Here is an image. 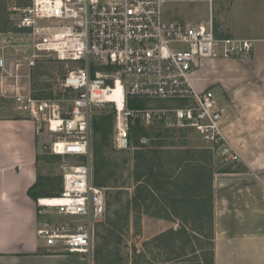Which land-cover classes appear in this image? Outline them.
I'll use <instances>...</instances> for the list:
<instances>
[{
	"label": "built area",
	"instance_id": "2783aa9c",
	"mask_svg": "<svg viewBox=\"0 0 264 264\" xmlns=\"http://www.w3.org/2000/svg\"><path fill=\"white\" fill-rule=\"evenodd\" d=\"M208 4L205 24H190L164 15L168 3ZM214 0H31L19 9L16 32H3V45L25 53L28 66L37 58L54 56L73 62L61 85L78 90L65 111L59 99H36L21 92L20 63L12 64L0 50V88L15 94L16 109L45 122L54 134L50 151L73 157L62 175L57 197L36 199L38 213L68 217L42 219L36 235L56 249L84 255L94 264L96 228L106 213L105 188L94 184L91 154L92 107L114 108L113 146L130 149L131 125L189 129L213 153L232 162L240 156L224 129L227 107L213 89L196 85L202 61L216 57H249L254 39L215 35ZM26 37V38H25ZM25 38V39H24ZM264 40V39H263ZM110 66L113 69L105 67ZM7 79L11 82L5 83ZM120 84L121 103L107 97ZM127 98L145 100L127 107ZM176 100L175 107H155L149 101ZM39 133V130H37ZM43 198H49L45 203ZM60 198V199H58Z\"/></svg>",
	"mask_w": 264,
	"mask_h": 264
},
{
	"label": "rangeland",
	"instance_id": "374dc122",
	"mask_svg": "<svg viewBox=\"0 0 264 264\" xmlns=\"http://www.w3.org/2000/svg\"><path fill=\"white\" fill-rule=\"evenodd\" d=\"M30 2L31 0H0V26L6 23L4 30L0 31V46L3 45V32L17 31L16 21L19 12L13 10V8H22ZM163 12L168 18L178 19L190 24H205L209 17L208 4L205 2L168 3L163 6ZM212 19L217 37L260 38L263 35H258L257 28L264 27V0H214ZM0 50L3 51L12 64L20 63L18 73L21 75L19 85L22 93L29 94L36 99H59L63 111L71 106V100L76 96L78 90L65 88L61 85V82L76 63L58 61L51 55L37 58L32 66H28L25 59L27 52L19 53L14 48L6 46L0 47ZM252 56V58L250 56L246 58H224L221 56L207 59L202 61L201 66L195 72V76L201 77V86L213 89L221 103L226 104V100H230L231 89L236 92L242 107L238 112L239 119L237 120L240 124L238 132L231 125L226 134H228L229 142L237 150L240 161L232 162L219 153L214 154L189 129H179L164 124L169 129L165 130L163 129L164 126L160 128L157 125L158 121L153 123L154 131H159L160 136L152 137L161 138L148 139L146 142L162 141L163 146L160 149L174 152L173 154L160 153L159 155L162 163L159 171L164 176L170 175L171 180L169 179V181H176V185L167 187L172 192V196L179 190L176 186L181 185L183 188L189 189V187L197 184L191 167H183L181 172L176 169L177 159L181 158H186L190 162L196 160L204 162L212 174L214 172L243 170L251 167L250 169L255 171L264 181V79L254 76L258 65H263L262 69L264 71V41L254 42ZM9 82H11L10 79H7L5 83L8 85ZM197 83H199V79H197ZM0 103L16 106L15 94L8 87L6 90L0 88ZM179 104L176 100L148 102V105L155 107H175ZM111 107H113L111 104L106 103L93 106L92 115L107 113ZM20 116L34 119L28 112H22ZM37 130H39L35 137L39 150L37 173L50 179V182H41V189L43 191L53 190L62 182V175L65 169L73 164L74 158L69 156L50 158L52 155L50 144L54 134L47 130L43 121L37 122ZM154 131L153 133H155ZM244 135L248 137H241ZM105 155L116 163V165L108 164L105 168L106 170L109 168L108 171H114V175L108 179V184L121 186L122 192L118 196V201L114 202L109 210L106 209L103 220L97 225L93 255L94 264H161L169 255L175 256L174 253H170L169 247L165 250L162 245L156 247L153 242L144 244L145 241L141 235L142 220L144 218L148 219L151 215L166 216L172 214L177 218H182L183 221H187L188 228L204 235L200 240L193 239L192 244H201L203 247L202 253H208L209 245L206 235L209 233V226L205 218L203 217L201 221L200 215L192 207L180 206L164 191L161 192L159 197H156V200L147 201L146 206H142L140 210L130 206L127 213L125 208L126 199L130 198L134 192L132 186V149L119 150L113 146V129L112 145L106 148ZM157 160L156 157L153 162L158 163ZM174 171L177 174H174ZM178 174L179 177H176ZM205 177L208 178L209 176L205 175ZM111 189L115 191V188ZM198 193H202V190L200 189ZM170 204L177 205L175 210L169 208L170 211H164L165 208L171 206ZM39 218L40 220L51 218V220L58 221L70 219L68 217L41 214ZM59 246L60 244H56L51 247L55 249ZM189 248L190 246L187 245L188 256L186 259L189 262L185 264L199 263L204 256L200 252L198 254L190 253ZM68 254L74 258L81 257L87 264L85 258H83L84 255Z\"/></svg>",
	"mask_w": 264,
	"mask_h": 264
},
{
	"label": "crops",
	"instance_id": "0c3cea01",
	"mask_svg": "<svg viewBox=\"0 0 264 264\" xmlns=\"http://www.w3.org/2000/svg\"><path fill=\"white\" fill-rule=\"evenodd\" d=\"M257 30L263 36L249 39L264 41V27ZM262 67L257 66L255 77L264 79ZM195 77L197 87L203 88L201 77ZM230 91L224 103L226 133L231 125L238 132L242 109L236 92ZM21 113L0 103V264H86L36 235L40 214L27 191L36 181L37 122ZM250 168L212 174L213 264H264V181ZM179 228L180 220L173 215H151L142 220L141 235L148 241ZM197 264H203L201 259Z\"/></svg>",
	"mask_w": 264,
	"mask_h": 264
},
{
	"label": "trees",
	"instance_id": "16d2710c",
	"mask_svg": "<svg viewBox=\"0 0 264 264\" xmlns=\"http://www.w3.org/2000/svg\"><path fill=\"white\" fill-rule=\"evenodd\" d=\"M0 26V31L4 30V26ZM107 69H113V67L107 66ZM147 103L145 100H139L134 98H127V107L136 108L144 106ZM109 104V103H108ZM114 108L111 107L107 113L93 114L91 117V154H92V169H93V182L94 184L105 188V198H106V209H110L114 202H117L118 196L122 192V187L119 185H109L108 179L114 175V171L106 170L108 164L116 165L114 160L109 159L105 155L106 148H109L112 145V129H113V119H114ZM165 123L160 120L157 122V125L163 127L165 130H169ZM154 124L150 126H144L138 122H135L131 125L129 129L130 133V149H132V160H133V194L130 198L126 199V211L127 213L132 208L141 209L142 206H146L147 201L156 200V197L161 195V192H166L168 196L172 197L174 202L179 203L180 206H189L192 207L199 215L202 221L204 217L209 226V233L206 235L208 240V253H202L203 247L201 244L196 245L204 257L201 258L203 264H213V208H212V172L206 167L204 162L188 161V159H177L176 169L181 172L183 167H191V170L195 174V180L197 184L189 189L183 188V186H176L179 188L176 194L172 196V192L167 189L170 185H176V181H169L171 178L169 176H164L161 171L162 163L159 159L160 153H169L173 154L171 150H162L160 149L162 141H150L147 143L148 139H159L161 137H152L160 136V132L154 131ZM173 130V129H171ZM153 131L155 133H153ZM204 152V151H201ZM59 157V155L52 154L50 158ZM158 163H154V158ZM39 156L36 155V164ZM175 169V171H176ZM105 171H107L105 173ZM174 171V174L176 173ZM177 174V173H176ZM181 174V173H180ZM205 175L209 177L206 178ZM179 177V174L176 177ZM171 180V179H170ZM47 181L50 182V179L47 177H42L38 173L36 174L35 183L28 189V195L36 200L40 196L48 197H57L62 188V182L59 186L53 190L43 191L41 189V182ZM111 188H115V191H112ZM202 190V193H198L199 190ZM53 193V194H50ZM55 193V194H54ZM42 194V195H41ZM164 199V198H163ZM170 207L164 209L168 211L171 208L175 210L176 204H170ZM170 211V210H169ZM147 212V211H145ZM172 214H167L166 216H171ZM175 216V215H173ZM177 217V216H175ZM179 218V217H178ZM180 220V228L176 231L169 229L164 233L155 236L154 238L145 241L153 242L156 244V247L162 245L163 249L170 248V253H174L175 256L169 255L166 257L161 264H185L189 262L186 257L188 256L186 246L189 245L190 253L195 252L193 239L200 240L204 237L203 234L195 232V230L188 228L187 221ZM179 250H176V249ZM188 250V251H189ZM169 253V254H170ZM208 257V258H207ZM128 264V263H126Z\"/></svg>",
	"mask_w": 264,
	"mask_h": 264
},
{
	"label": "bare ground",
	"instance_id": "6f19581e",
	"mask_svg": "<svg viewBox=\"0 0 264 264\" xmlns=\"http://www.w3.org/2000/svg\"><path fill=\"white\" fill-rule=\"evenodd\" d=\"M121 93H122L121 86L120 84H117L116 87L109 94H107V97L113 99L114 101H117V104L120 105ZM43 199H45L43 200L45 203H49V198H43Z\"/></svg>",
	"mask_w": 264,
	"mask_h": 264
}]
</instances>
